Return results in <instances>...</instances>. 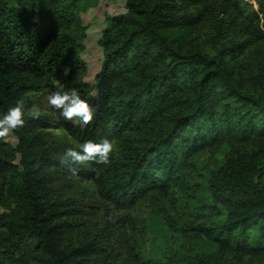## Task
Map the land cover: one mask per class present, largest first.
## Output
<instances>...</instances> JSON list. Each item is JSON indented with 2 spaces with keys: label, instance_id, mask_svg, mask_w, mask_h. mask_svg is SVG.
Instances as JSON below:
<instances>
[{
  "label": "trees",
  "instance_id": "obj_1",
  "mask_svg": "<svg viewBox=\"0 0 264 264\" xmlns=\"http://www.w3.org/2000/svg\"><path fill=\"white\" fill-rule=\"evenodd\" d=\"M86 1L0 0V115L25 101L16 142L0 138V264H123L120 225L72 240L73 201L55 195L62 178L94 184L127 232L138 228L131 211L141 200L179 201L190 222L150 220L157 256L140 264H231L228 251L262 258L264 0H125L127 12L99 40L94 76L84 58ZM202 25L211 30L204 46L193 42ZM71 90L94 107L89 125L51 106L32 115V94ZM51 127L76 139L66 148L110 139L111 163L86 162L71 178L66 148L44 136ZM221 144L234 152L200 166L199 156Z\"/></svg>",
  "mask_w": 264,
  "mask_h": 264
},
{
  "label": "rangeland",
  "instance_id": "obj_2",
  "mask_svg": "<svg viewBox=\"0 0 264 264\" xmlns=\"http://www.w3.org/2000/svg\"><path fill=\"white\" fill-rule=\"evenodd\" d=\"M127 12L125 0H97L86 1L81 5V13L84 21L90 25L87 32V53L84 58L89 63V73L94 76L101 67L103 59V52L99 45V40L102 37L104 29L109 26V21L117 15ZM211 30L207 25L198 27L193 36V42H197L200 46H204L205 42L209 40ZM93 78H89V81ZM49 94L41 92L32 94L36 100L35 112L40 114H49V105L47 104V97ZM45 138L49 139L53 145L59 148H66L68 144H74L76 139L68 135L64 131L51 127L45 131ZM6 141L15 143L16 139L11 133L5 137ZM235 145L221 144L210 148L208 151L202 153L199 159L200 166H214L221 162V160L234 152ZM55 195L59 198H69L70 204L69 213H71L72 220L75 225L72 227L71 238L73 241L79 239L92 237L94 235L100 236V233L108 234L106 225L112 223L120 225L123 231L121 241L128 248H124L119 257L123 264H140L141 260L151 256L156 259V252L154 250L153 234L148 230V222L153 220L158 215L168 216L171 219L191 220V216L187 210L182 213L181 205L172 202L170 199L163 198L158 194L153 193L147 198L140 201L134 211H131L137 221V230L127 232L123 221H117L118 211L106 204L97 194L94 184L83 180H65L60 179L55 184ZM76 203V204H75ZM2 209H0V212ZM130 214L129 212L122 213L123 216ZM109 224V225H110ZM111 227V226H110ZM180 239L191 243L195 248L202 252L203 248L200 241L178 235ZM111 240V239H110ZM120 242V241H119ZM115 248L120 251V244L117 242ZM117 252V253H118ZM231 264H264V256L256 259L252 258L251 254L234 252H225L223 254ZM262 255V254H261Z\"/></svg>",
  "mask_w": 264,
  "mask_h": 264
},
{
  "label": "clouds",
  "instance_id": "obj_3",
  "mask_svg": "<svg viewBox=\"0 0 264 264\" xmlns=\"http://www.w3.org/2000/svg\"><path fill=\"white\" fill-rule=\"evenodd\" d=\"M47 104L55 110H59V115L65 120L72 121L73 118L82 125H89L94 121L96 112L90 103L81 97L78 91L53 92L47 97ZM25 101L18 99L14 106L7 109L0 115V138L6 137L12 130L22 128L25 124ZM35 117L38 112L33 111ZM114 151L113 142L104 138L99 142L87 140L77 144L75 147H67L65 159H70L67 172L71 178L79 176L80 168L86 162L94 161L97 164L109 165L111 155Z\"/></svg>",
  "mask_w": 264,
  "mask_h": 264
}]
</instances>
